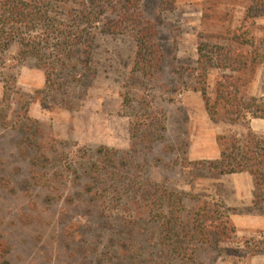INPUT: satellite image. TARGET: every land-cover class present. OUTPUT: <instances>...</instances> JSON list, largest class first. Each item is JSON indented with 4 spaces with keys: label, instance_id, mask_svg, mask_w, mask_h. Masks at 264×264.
<instances>
[{
    "label": "rangeland",
    "instance_id": "374dc122",
    "mask_svg": "<svg viewBox=\"0 0 264 264\" xmlns=\"http://www.w3.org/2000/svg\"><path fill=\"white\" fill-rule=\"evenodd\" d=\"M136 1L164 54L151 82L135 80L129 33H97L89 67L50 82L34 58L20 63L17 45L0 54V264H264V195L256 203L254 177L217 176L199 163L220 159V138H264V119L212 121L187 77L203 39L246 36L247 50L261 54L246 90L264 100V0ZM221 74L212 71L210 91ZM142 96L165 128L152 149L133 146L132 108ZM147 191L185 192L190 210L210 205L225 233L177 257L162 253L160 218L128 205Z\"/></svg>",
    "mask_w": 264,
    "mask_h": 264
},
{
    "label": "trees",
    "instance_id": "16d2710c",
    "mask_svg": "<svg viewBox=\"0 0 264 264\" xmlns=\"http://www.w3.org/2000/svg\"><path fill=\"white\" fill-rule=\"evenodd\" d=\"M97 33L133 36L137 45L133 64L136 82H151L160 71L164 54L157 44V26L143 18L136 0H0V54L17 45L20 63L28 58L37 60L39 67L45 70L47 82L57 72L88 68ZM251 46L249 38L237 35L229 38L227 44H215L209 38L199 43L197 65L188 70L187 77L192 88L201 93L212 121L249 124L251 119H264V100L250 96L246 90L250 68L261 62L259 52L247 50ZM213 70L222 74L216 88L210 91ZM54 84V90L58 89L60 84ZM131 100L134 101L126 97L124 104L130 106ZM132 110L136 118L131 129L133 146L138 141L152 149L156 135L164 131V126L158 124L147 97L138 98L137 107ZM28 128V132L35 135L33 126ZM219 143L220 159L199 163L217 176L252 175L257 203L264 195V138L249 132L244 141L220 138ZM103 150L100 148L99 153ZM136 199L137 203L128 205H136L143 212H153L160 218L159 250L171 257L184 253L192 242L218 243L225 233V228L218 223L217 211H212L210 205L202 204L194 210L187 208L186 201L191 198L185 192L152 195L147 191ZM104 202L114 206L119 198L105 196ZM129 234L132 236V231ZM3 264L10 263L4 258Z\"/></svg>",
    "mask_w": 264,
    "mask_h": 264
},
{
    "label": "crops",
    "instance_id": "0c3cea01",
    "mask_svg": "<svg viewBox=\"0 0 264 264\" xmlns=\"http://www.w3.org/2000/svg\"><path fill=\"white\" fill-rule=\"evenodd\" d=\"M240 176H241V175H237V177H240ZM238 187H239V186H238ZM238 187H237V188H238ZM239 188H240V187H239ZM243 193H244L243 190L240 189V190H239V194H240V195H243Z\"/></svg>",
    "mask_w": 264,
    "mask_h": 264
}]
</instances>
